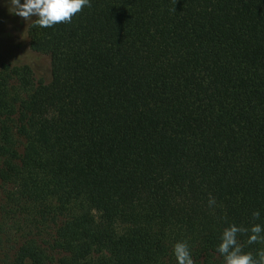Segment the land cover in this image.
Returning <instances> with one entry per match:
<instances>
[{"label":"trees","instance_id":"16d2710c","mask_svg":"<svg viewBox=\"0 0 264 264\" xmlns=\"http://www.w3.org/2000/svg\"><path fill=\"white\" fill-rule=\"evenodd\" d=\"M28 37L50 76L0 63V264H224L264 223V0H91Z\"/></svg>","mask_w":264,"mask_h":264},{"label":"clouds","instance_id":"9594fccd","mask_svg":"<svg viewBox=\"0 0 264 264\" xmlns=\"http://www.w3.org/2000/svg\"><path fill=\"white\" fill-rule=\"evenodd\" d=\"M13 12L27 22L37 17L35 25L50 28L59 23H70L75 14L85 7H91V0H11ZM215 200L210 199L209 205ZM254 221L261 219V211L252 213ZM247 236L246 242L240 237ZM264 244V223H252L250 226L231 224L225 227L220 235V242L215 251L223 257L224 264H264V247L255 252L245 251L246 245ZM174 255L177 264H195L190 245L187 240L175 243Z\"/></svg>","mask_w":264,"mask_h":264},{"label":"rangeland","instance_id":"374dc122","mask_svg":"<svg viewBox=\"0 0 264 264\" xmlns=\"http://www.w3.org/2000/svg\"><path fill=\"white\" fill-rule=\"evenodd\" d=\"M23 3V0H21ZM11 0H0V63L11 61L14 64H30L39 76H50V58L31 50L28 27L36 18L27 22L13 12Z\"/></svg>","mask_w":264,"mask_h":264}]
</instances>
